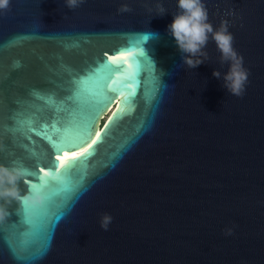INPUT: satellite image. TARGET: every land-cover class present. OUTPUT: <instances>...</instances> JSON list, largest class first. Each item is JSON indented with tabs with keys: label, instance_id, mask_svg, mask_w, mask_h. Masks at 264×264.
I'll use <instances>...</instances> for the list:
<instances>
[{
	"label": "water",
	"instance_id": "obj_1",
	"mask_svg": "<svg viewBox=\"0 0 264 264\" xmlns=\"http://www.w3.org/2000/svg\"><path fill=\"white\" fill-rule=\"evenodd\" d=\"M122 3L130 11H118ZM202 3L214 30L229 22L248 70L240 97L212 75L228 64L220 65L211 39L207 61L183 65L167 31L177 0H82L71 9L65 0H9L0 10V164L59 166L103 135L48 205L42 192L31 220L18 202L8 206L0 264H264V0ZM138 43L150 63L136 95L122 103L131 61L110 79L107 69L96 77L93 69L105 52L120 59L118 49ZM49 121L60 136L91 131L54 153L29 131ZM17 186L28 190L23 180Z\"/></svg>",
	"mask_w": 264,
	"mask_h": 264
},
{
	"label": "clouds",
	"instance_id": "obj_2",
	"mask_svg": "<svg viewBox=\"0 0 264 264\" xmlns=\"http://www.w3.org/2000/svg\"><path fill=\"white\" fill-rule=\"evenodd\" d=\"M80 2L82 0H65V5L71 9L78 7ZM8 8L9 0H0V10L6 11ZM156 9L157 15L166 12L161 4H157ZM118 11L128 12L130 8L122 3ZM228 23L227 20L222 19L214 30L202 0H177V12L173 14L171 23L167 25V31L175 39L182 54L183 65L190 69L209 59L205 49L211 39L220 53V65L228 64L227 72L221 73L213 69L212 75L217 79L222 78L223 87L227 92L240 97L244 94L248 81V70L243 66V57L232 46L233 37L228 31ZM25 171L20 167L0 164V220L9 215L8 206L13 201L29 205L41 202L42 193L36 186H30L24 194H21L17 182L24 181ZM111 221L112 217L109 214H103L100 219L101 228L107 230ZM225 234L231 235L232 230L225 229Z\"/></svg>",
	"mask_w": 264,
	"mask_h": 264
},
{
	"label": "snow or ice",
	"instance_id": "obj_3",
	"mask_svg": "<svg viewBox=\"0 0 264 264\" xmlns=\"http://www.w3.org/2000/svg\"><path fill=\"white\" fill-rule=\"evenodd\" d=\"M151 35L152 34L141 36L138 39L142 42L144 40L150 39ZM133 47L136 49L135 51L130 49H118L117 51L122 53L120 59L109 56L108 53L105 52V56L108 57L107 60H101L97 62V66L93 69V75L95 77L99 76L103 69H107L109 74L107 79H110L114 72L121 71V62L128 64L131 61L134 70L122 78L124 81H131L130 83L123 85V88H126L128 92L122 103H129L131 98L136 95V89H138L140 85V73L143 67L150 63L148 59L149 55L146 54L144 46L142 47L141 44L138 43L133 45ZM124 57H128V59H124ZM123 88L121 91H123ZM109 89L112 92L117 91V89L111 87V85H109ZM105 98L110 99V97L106 95ZM52 102L55 103V101ZM120 115L121 113L118 111L117 113H114L112 119H116ZM110 124L111 121L109 124L105 125V132L110 127ZM29 131L35 133L36 135H42L43 138L49 141L52 151L54 153H59L63 149H70L78 146L80 143H83L88 138V134L91 130L86 135L79 130V135L75 137L60 136L58 135L60 129L57 127L56 122L49 121L48 123L42 124L39 130L36 127H30ZM102 139L103 135L101 134L98 136V139L93 142V145L89 146V149L86 151V153L81 154L79 158H71L62 161L59 166L56 165L55 160L50 159L47 164H43L41 161L37 160V168H34L31 171L25 169V185H27L28 188L30 186H36L41 191V193H46L48 205L50 200L58 195L59 191L65 190L67 181L64 179V176L68 170L75 167L78 163H83V161L92 154L94 146L100 143ZM33 155L35 156V153H33ZM58 158L59 157L57 156V159ZM53 182L59 183L61 188L52 190L51 185ZM44 203L45 196H43V202L41 205H29L21 202V215H23L28 220H31V216L35 213L36 208L38 206H43Z\"/></svg>",
	"mask_w": 264,
	"mask_h": 264
}]
</instances>
